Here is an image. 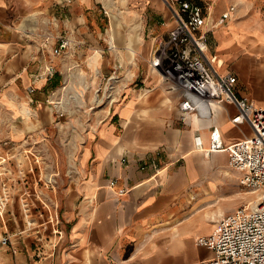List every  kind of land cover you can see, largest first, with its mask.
<instances>
[{
	"label": "crops",
	"instance_id": "crops-1",
	"mask_svg": "<svg viewBox=\"0 0 264 264\" xmlns=\"http://www.w3.org/2000/svg\"><path fill=\"white\" fill-rule=\"evenodd\" d=\"M196 1L207 7L203 31L208 32L210 52L217 55L215 68L239 76V94L255 96L254 88L264 87L259 75L264 69V0ZM102 4L0 0V164L2 157L12 155V192L18 202L35 203L30 218L25 221L20 211L13 225L51 223L59 230L55 240L51 235L45 241L20 235L10 264L211 260L214 251L197 239L215 230L220 213L241 205L240 177L233 171L232 190L225 192V179L214 172L228 166V153L205 155L195 148L194 135L199 131L207 146L210 127L217 126L224 144L230 145L250 135L251 127L231 122L237 113L231 103L215 104L210 120L194 114L185 122L179 119V94L145 62L155 39L166 37L176 23L162 0H115L111 13H105ZM231 7L229 17L219 24ZM105 27L109 37L104 36ZM259 35L263 38L258 42ZM63 37L72 41L73 67H86L96 79L94 102L116 68L119 78L115 102L106 105L96 126L84 127L74 152L64 141L52 139L57 115L52 100L60 98L54 91L66 81L71 63L52 52ZM47 63L57 67L56 75L35 80ZM245 77L251 91L244 87ZM158 150H163L160 169H142ZM34 156L44 159V172ZM5 178L0 171V181ZM227 199L232 203H225ZM0 218L5 221V215Z\"/></svg>",
	"mask_w": 264,
	"mask_h": 264
},
{
	"label": "built area",
	"instance_id": "built-area-1",
	"mask_svg": "<svg viewBox=\"0 0 264 264\" xmlns=\"http://www.w3.org/2000/svg\"><path fill=\"white\" fill-rule=\"evenodd\" d=\"M162 1L170 8L176 23L166 37L155 39L153 53L146 62L170 91L179 94V119L185 122L194 114L201 120H210L215 104L231 103L237 108L231 122L238 127L248 124L252 130L250 135H244L230 145L224 144L217 126L210 127L207 146L199 131L194 135L195 148L205 155L216 151L228 153V166L241 174V184L253 192L256 199L221 215L211 234L198 237V244L214 251L213 259L183 264H264V106L239 94L236 74L220 73L215 68L217 55L210 52L208 32L203 31L207 18L206 5L196 0ZM233 9L231 7L224 12L218 23H224ZM47 38L46 43H49L51 37ZM71 43V39L61 38L53 48V54L60 55L70 48ZM57 72L55 65L47 63L34 78L50 79ZM116 72L117 68L108 78V83L98 89L97 103L101 101L112 105L115 102L119 94ZM162 153L163 150H158L156 157L143 163L141 168L151 166L158 171L161 167L158 159ZM4 191L0 195V217H3L9 202ZM9 240V237L2 239L4 243Z\"/></svg>",
	"mask_w": 264,
	"mask_h": 264
},
{
	"label": "rangeland",
	"instance_id": "rangeland-1",
	"mask_svg": "<svg viewBox=\"0 0 264 264\" xmlns=\"http://www.w3.org/2000/svg\"><path fill=\"white\" fill-rule=\"evenodd\" d=\"M102 5H104L103 11L106 13L113 12L114 10V2L115 0H101ZM105 9V10H104ZM107 9V10H106ZM109 37L111 35L110 29L109 31L104 29V36ZM262 35L258 36V42ZM107 43V42H106ZM123 55L124 52H121ZM64 59L71 62L69 67L66 69V81L62 83L57 89H55L54 93L58 90L57 96L54 97L53 100L61 99V104L57 106V115L56 120L54 121V126L52 128V139L57 142H65L69 146H72L71 151H75V144L82 138V135L85 134L86 125L92 124L96 126V124L101 120L102 115L104 113V109L106 107L105 102H94L95 99V92H97V85L96 79L94 77L90 78V73L86 72V67L83 66H75L73 67L72 61L76 59V54L73 51L72 46L70 48L64 50L61 55ZM146 62V61H145ZM234 72L237 71L236 67H230ZM259 75L264 78V69L259 70ZM89 79L88 86L84 89V81ZM239 78V76H238ZM245 88L251 91V86L249 84V80L244 79ZM243 83L238 80V85ZM119 84V83H118ZM141 83L138 84V88L141 87ZM244 85V84H243ZM64 86V87H63ZM119 91V90H118ZM254 95H248L250 98L252 97L255 102L260 105L264 106V95L261 91H264L263 86H259L254 88ZM257 96V97H256ZM263 98V99H262ZM262 99V100H261ZM94 105V106H93ZM57 145V144H56ZM57 150L60 152V148L57 147ZM12 155H5V157L1 158L2 163L0 164V171L3 173V176H6L5 179L0 181V195H2L4 189L8 195V205L5 209V221L0 218V264H10L12 259V252H15L14 243L17 241L18 237L22 235V237L33 238V239H42V240H50V235L52 236L53 240L57 237L56 234H59V230L50 224L46 227L44 226H31L29 227L28 224L18 227L14 226L13 222L19 221L18 212L21 211L22 216L25 221H27L30 216L32 215V207L34 206L33 201L31 200H21L20 202L17 201L13 192H12V182L14 181V172L16 171L15 160L11 158ZM4 158L6 160H4ZM35 161L37 163L38 170L44 172L45 170V162L43 161L40 156L35 157ZM219 169V170H218ZM233 171H237L229 166H222L217 168L214 172L217 176H221L222 179H225L223 184V190L225 192H230L232 190V182L235 179L234 175H232ZM240 177V185L239 189L242 197L241 204L248 203L256 199V195L251 192L249 189L244 187L241 184V174L239 173ZM3 184H6L3 187ZM5 192V191H4ZM19 198V197H18ZM43 198V197H42ZM39 199V198H37ZM40 203L44 205V200L39 199ZM225 203L230 204L232 203L231 199L225 200ZM3 237H9L8 243H4L2 241Z\"/></svg>",
	"mask_w": 264,
	"mask_h": 264
},
{
	"label": "bare ground",
	"instance_id": "bare-ground-1",
	"mask_svg": "<svg viewBox=\"0 0 264 264\" xmlns=\"http://www.w3.org/2000/svg\"><path fill=\"white\" fill-rule=\"evenodd\" d=\"M86 85V84H85ZM54 103L57 104V106H59V104H61V99L60 100H52ZM238 172V171H236ZM220 215H222V213H220Z\"/></svg>",
	"mask_w": 264,
	"mask_h": 264
}]
</instances>
